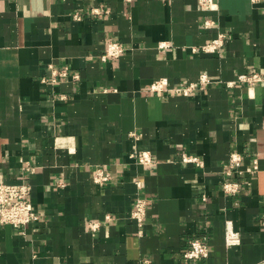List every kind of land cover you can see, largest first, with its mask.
<instances>
[{"label":"crops","instance_id":"obj_1","mask_svg":"<svg viewBox=\"0 0 264 264\" xmlns=\"http://www.w3.org/2000/svg\"><path fill=\"white\" fill-rule=\"evenodd\" d=\"M206 18L217 25L204 28ZM220 32V53L193 51ZM111 37L126 50L103 60ZM50 64L69 76L53 82ZM261 69L264 0H219L217 10L199 0H0V178L30 181L41 212L24 231L0 228V264H264V83L229 85ZM204 73L213 82L189 95L150 91L155 79L180 86ZM234 152L244 172L225 175ZM98 166L114 173L109 184L93 180ZM225 180L239 190L225 192ZM140 194L150 200L143 235L131 215ZM227 220L239 246L226 245ZM197 237L210 255L186 260Z\"/></svg>","mask_w":264,"mask_h":264},{"label":"built area","instance_id":"obj_2","mask_svg":"<svg viewBox=\"0 0 264 264\" xmlns=\"http://www.w3.org/2000/svg\"><path fill=\"white\" fill-rule=\"evenodd\" d=\"M199 7L202 10H217L219 9V0H199ZM94 14L102 16L108 13L109 10L103 7H95L92 9ZM74 18L77 20L81 19L82 16L79 12L74 13ZM217 25V21L212 18H206L203 20V27L209 28ZM228 35L226 33L220 32L215 37L210 39L208 42L200 45L199 47H192L193 51H201L204 53H220L226 45ZM160 47H169L167 43H160ZM126 48L124 44L111 37L108 39L107 46L105 50L100 54L101 59L107 60L109 58H115L121 56L125 52ZM52 71L51 80L57 82L60 77L69 76V68H55L53 65H49ZM46 81V78H43ZM213 80L208 77L206 73L200 76L198 82H190L188 84L180 86H171L167 78L155 79L150 86V91L152 92H167L171 91L174 93H184L189 95L198 88H201L205 83H211ZM237 83L245 84L249 87H255L264 83V69L254 70L240 73L236 79L231 81L229 85H234ZM130 135L136 139L140 138V134L133 131ZM130 156L142 164H153V156L151 151L147 149H135L130 153ZM181 159L184 163H191L197 166H204L205 162L202 158L197 155L183 152L181 154ZM256 167V166H255ZM27 170L33 171L31 165L26 166ZM242 169V157L239 153H231L229 157V162L225 168V175H234V173H243ZM115 175L114 173L105 166H98L93 172V180L100 184H109ZM138 188H142L144 183L139 177H134ZM63 185V184H59ZM223 189L225 192L235 193L239 190V182L233 180H225L223 182ZM33 186L30 181L22 182H9L4 178H0V228L4 225H12L13 227L24 231L25 227L31 222L39 220L41 217V212L35 209L31 201ZM205 199V197H203ZM150 200L143 197L141 194L137 196L134 207L132 209V218L136 221L138 225V233L143 235L145 232L147 209ZM107 219H112L111 215L106 216ZM100 226L99 221H93L91 227L97 228ZM226 245L239 246L242 243V234L234 226L232 220L226 221ZM210 255V248L206 241L197 237L190 240L188 247L183 252V257L186 260H195L207 258Z\"/></svg>","mask_w":264,"mask_h":264}]
</instances>
